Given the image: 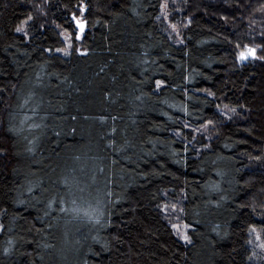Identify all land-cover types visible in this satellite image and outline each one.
Listing matches in <instances>:
<instances>
[{"label":"trees","instance_id":"obj_1","mask_svg":"<svg viewBox=\"0 0 264 264\" xmlns=\"http://www.w3.org/2000/svg\"><path fill=\"white\" fill-rule=\"evenodd\" d=\"M0 264H264V0H0Z\"/></svg>","mask_w":264,"mask_h":264},{"label":"rangeland","instance_id":"obj_2","mask_svg":"<svg viewBox=\"0 0 264 264\" xmlns=\"http://www.w3.org/2000/svg\"><path fill=\"white\" fill-rule=\"evenodd\" d=\"M170 8V6H169V4L168 3H166V4H164V11H168V9ZM169 21V27L172 29V30H176V32H178V29H177V25L175 24V22L173 23V22H170V21H172L171 19L170 20H168ZM79 36V38L81 37V35L79 34L78 35ZM69 46V45H68ZM249 59V58H248ZM247 59V60H248ZM247 60H240V64H242V65H245L246 64V62H247ZM176 227V231L179 233V235L184 239V240H187V239H185L184 237L185 236H187V227H186V225H184V224H180V223H177L176 225H175ZM188 238V237H187Z\"/></svg>","mask_w":264,"mask_h":264},{"label":"snow or ice","instance_id":"obj_3","mask_svg":"<svg viewBox=\"0 0 264 264\" xmlns=\"http://www.w3.org/2000/svg\"><path fill=\"white\" fill-rule=\"evenodd\" d=\"M29 19H31V17H29ZM77 24H78V27L81 29V31L83 30V28H84V24L83 23H81V22H77ZM18 32L19 31H22L23 29L22 28H17L16 29ZM79 38V37H78ZM255 55V50L254 49H251V48H249V49H247L246 51H242V52H240L239 53V59L240 60H247L250 56H254ZM174 227H176V226H174ZM185 239H188L187 238V236H185L184 237Z\"/></svg>","mask_w":264,"mask_h":264},{"label":"water","instance_id":"obj_4","mask_svg":"<svg viewBox=\"0 0 264 264\" xmlns=\"http://www.w3.org/2000/svg\"><path fill=\"white\" fill-rule=\"evenodd\" d=\"M83 24H84V23H83ZM83 29H84V28H83ZM79 31L82 32L83 30L81 31V29L79 28ZM251 58H252V56L249 57V59H251Z\"/></svg>","mask_w":264,"mask_h":264}]
</instances>
